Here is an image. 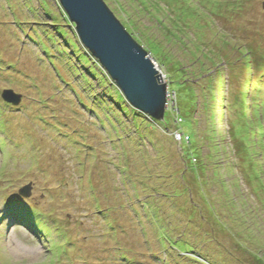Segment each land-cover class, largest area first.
<instances>
[{
  "label": "rangeland",
  "instance_id": "rangeland-1",
  "mask_svg": "<svg viewBox=\"0 0 264 264\" xmlns=\"http://www.w3.org/2000/svg\"><path fill=\"white\" fill-rule=\"evenodd\" d=\"M104 1L158 46L191 141L131 110L59 0H0V93L24 99L0 96V264L264 263V0Z\"/></svg>",
  "mask_w": 264,
  "mask_h": 264
},
{
  "label": "water",
  "instance_id": "water-1",
  "mask_svg": "<svg viewBox=\"0 0 264 264\" xmlns=\"http://www.w3.org/2000/svg\"><path fill=\"white\" fill-rule=\"evenodd\" d=\"M81 43L101 63L136 109L163 120L169 90L151 55L127 31L104 0H59ZM264 6V5H263ZM3 98L15 105L21 95L12 89ZM26 187L25 190H29Z\"/></svg>",
  "mask_w": 264,
  "mask_h": 264
},
{
  "label": "trees",
  "instance_id": "trees-1",
  "mask_svg": "<svg viewBox=\"0 0 264 264\" xmlns=\"http://www.w3.org/2000/svg\"><path fill=\"white\" fill-rule=\"evenodd\" d=\"M57 1V0H56ZM60 3V2H59ZM62 14L63 15H66V17L68 18V16H67V14L65 13V12H62ZM69 19V18H68ZM70 20V19H69ZM125 26V25H124ZM127 29V28H126ZM128 31V30H127ZM129 32V31H128ZM130 33V32H129ZM133 36V35H132ZM134 38V37H133ZM145 38H147V37H145ZM80 40V39H79ZM136 41H138V40H136ZM139 42V41H138ZM147 43H148V45H149V48H150V50H147L146 48V51L153 57V58H155L154 57V55L152 54V47L154 48V46L155 47H157L158 48V46H156L155 45V42H153V41H148L147 40ZM152 43V45L153 46H151L150 44ZM90 52V51H89ZM91 53V52H90ZM89 53V54H90ZM88 54V53H87ZM88 54V55H89ZM87 56V55H86ZM90 56V55H89ZM88 56H87V60H88ZM90 59V58H89ZM93 60H94V63L97 65V66H99V69L101 70V63L93 56V58H92ZM180 64V63H179ZM101 65V66H100ZM103 67V66H102ZM103 70H105L104 68H102ZM180 69H182V68H180ZM183 70V69H182ZM186 70V69H185ZM184 70V71H185ZM196 74V73H195ZM196 76V75H195ZM195 76H193V77H195ZM198 78H201L200 76L199 77H195L194 78V80L195 79H198ZM169 83V82H168ZM116 90V93L120 96V98L121 99H123V95H122V91L120 90V89H115ZM172 93V94H169V100L170 101H173L174 102V105L173 106H171V104L166 108V110H171V112L172 113H175V119H173V124H174V130L173 131H171V135L173 136V140H175V136H174V134L176 135V134H179V135H181V139H180V142H179V144L180 145H182V144H184V143H190V141H191V138H190V135H188V134H186L184 131H182L180 128H178V126L177 125H181L182 123H183V119L181 118V116H180V110L178 109V107L176 106V103H177V101H176V97H177V93L176 92H173V91H169V93ZM173 95V96H172ZM168 100V101H169ZM61 113H60V117H57L56 119L58 120V121H60V122H63V121H65L64 119H63V117H62V112H63V108L61 107ZM131 110H135L136 111V113H138L139 115H142L143 117H145V118H147V117H149V118H151V119H153L155 122L156 121H160V120H158V119H155V118H153V117H151V116H149L148 114H145V113H143L142 111H140V110H138V109H136L135 107H133V108H131ZM166 110H165V112H166ZM177 112V113H176ZM164 118H165V114H164ZM163 121H164V119H163ZM66 122V121H65ZM157 124L159 125L160 123H158L157 122ZM17 156V155H16ZM15 156V157H16ZM19 169V167L17 166V165H14L13 166V169H11V168H9V171H11V173H10V175L11 174H13V173H15L17 170ZM27 201V200H26ZM8 203H11V204H13L14 202L12 201H9ZM29 204V203H28ZM30 206H32L33 207V205H30ZM16 208V212L17 213H23V214H25L27 217H28V219L31 217L30 216V211H29V207L27 206V208H25V206H23V205H19L18 207H15ZM19 208L21 209V210H24L23 212H20L19 211ZM86 208V207H85ZM234 209V208H233ZM97 211H102L103 209L101 208H97L96 209ZM109 211L110 210H112V209H108ZM235 212V211H234ZM236 213V212H235ZM35 214V213H34ZM105 214H108V213H105ZM35 217V216H34ZM107 217H109V215H107ZM110 218V217H109ZM238 222V221H237ZM237 222H236V224H237ZM41 225H42V222H41ZM112 226H114V223H111L110 224V230H111V228H112ZM239 226V225H238ZM242 226V225H241ZM232 230H233V234H234V232H235V229H234V227L233 228H231ZM111 232H112V230H111ZM245 232V231H244ZM254 231H251L250 230V228H248L247 229V231H246V234L247 233H253ZM242 234H240L239 236L237 235V232H236V234H234L233 236H231L230 235V238L229 239H231V240H233L234 238H237V239H241V236ZM193 249H194V247H193ZM194 251V250H193ZM258 252V251H257ZM194 255V257L196 258V259H203L202 258V256L203 255H201V253H200V255L198 256V255H195V254H193ZM243 259H247L251 264H253V262L252 261H250L251 260V258H249V257H242V258H240V257H238V261H236V260H233V263H235V264H240L239 262H243V264H244V262L245 261H243ZM239 260H241V261H239ZM237 262V263H236ZM206 263L207 264H211V262H207L206 261ZM223 264H232V262L230 261V262H228V260H225V261H223L222 262ZM260 263V262H259ZM258 263V264H259ZM214 264H217L216 262H214ZM219 264V263H218ZM260 264H264V263H260Z\"/></svg>",
  "mask_w": 264,
  "mask_h": 264
},
{
  "label": "clouds",
  "instance_id": "clouds-1",
  "mask_svg": "<svg viewBox=\"0 0 264 264\" xmlns=\"http://www.w3.org/2000/svg\"><path fill=\"white\" fill-rule=\"evenodd\" d=\"M61 5V4H60ZM62 7V6H61ZM64 10V9H63ZM65 12V11H64ZM124 25V24H123ZM78 36V35H77ZM79 38V37H78ZM81 42V41H80ZM82 44V43H81ZM84 46V45H83ZM85 47V46H84ZM86 48V47H85ZM87 49V48H86ZM88 50V49H87ZM89 51V50H88ZM152 57V56H151ZM153 57H152V61H153ZM156 63V65L158 66V63L157 62H155ZM159 67V66H158ZM160 68V67H159ZM160 71H161V69H160ZM161 73H162V71H161ZM163 74V73H162ZM163 77H164V74H163ZM164 79H165V77H164ZM169 84V83H168ZM6 89H12V88H5V89H3V91L4 90H6ZM169 89V88H168ZM13 91H14V89H12ZM3 91L0 93V96H1V98L3 99V102L6 104V105H12V106H16V107H19V105L20 104H22L23 103V96H22V94H20V93H17L16 91V93L17 94H19V95H21V101H20V103L19 104H17V105H15V104H13V103H10V102H7L4 98H3ZM168 103H169V101H168ZM132 107H134V106H132ZM2 114V113H1ZM0 117H1V115H0ZM175 135V134H174ZM176 136V135H175ZM176 138V137H175ZM178 140V139H177ZM178 141H180V140H178Z\"/></svg>",
  "mask_w": 264,
  "mask_h": 264
},
{
  "label": "built area",
  "instance_id": "built-area-1",
  "mask_svg": "<svg viewBox=\"0 0 264 264\" xmlns=\"http://www.w3.org/2000/svg\"><path fill=\"white\" fill-rule=\"evenodd\" d=\"M176 136H178V137H179V140L181 139V135H179V134H176Z\"/></svg>",
  "mask_w": 264,
  "mask_h": 264
},
{
  "label": "bare ground",
  "instance_id": "bare-ground-1",
  "mask_svg": "<svg viewBox=\"0 0 264 264\" xmlns=\"http://www.w3.org/2000/svg\"><path fill=\"white\" fill-rule=\"evenodd\" d=\"M57 100V99H56ZM53 114V113H52Z\"/></svg>",
  "mask_w": 264,
  "mask_h": 264
}]
</instances>
